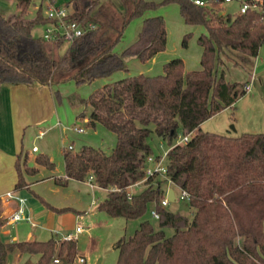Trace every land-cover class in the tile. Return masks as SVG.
Listing matches in <instances>:
<instances>
[{"label": "trees", "instance_id": "obj_1", "mask_svg": "<svg viewBox=\"0 0 264 264\" xmlns=\"http://www.w3.org/2000/svg\"><path fill=\"white\" fill-rule=\"evenodd\" d=\"M14 1L16 10H0V88L90 83L114 71L127 72L126 58L146 62L164 49V17L143 16L162 4L177 3L186 24L204 26L197 36L199 68L184 70L182 58L175 56L163 63L161 73L126 74L71 101L83 106L78 117L87 116V124L101 123L115 134V143L109 152L85 143L77 149L63 146L64 176L53 179L66 185L69 179L91 175L106 190L97 208L110 216L140 218L153 205L157 226L144 218L131 235L120 236L113 244L116 264H264V132L228 135L201 128L204 120L246 92L243 82L225 79L222 66L226 61L244 68L253 63L264 40V0H244L256 1L258 7L242 13L221 12L218 6L192 0H68L71 16L94 26L63 50L61 39L32 33L48 21L43 0L29 17L26 11L34 0ZM141 16L136 38L116 51L128 23ZM189 35L183 34L182 45ZM55 96L59 98L58 91ZM179 129L190 133L184 143H175ZM152 131L170 146L166 177L144 178L145 158L153 154L148 142ZM34 162L48 169L55 166L46 153L36 154ZM14 166L16 189L28 185L25 174L38 171L23 150ZM141 179L144 186L130 192V185ZM167 180L186 192L180 201L187 214L161 203ZM46 204L56 212L71 209ZM4 221L0 206V229ZM165 228L173 231L167 234ZM14 252L38 255V264H72L78 248L73 237L4 241L0 236V264H9L7 256Z\"/></svg>", "mask_w": 264, "mask_h": 264}, {"label": "rangeland", "instance_id": "obj_2", "mask_svg": "<svg viewBox=\"0 0 264 264\" xmlns=\"http://www.w3.org/2000/svg\"><path fill=\"white\" fill-rule=\"evenodd\" d=\"M202 1H205L210 6H218L221 9V12L229 11L233 13L238 10L239 5L243 0H231L229 2L223 0L220 3H216L213 0ZM38 2L39 0H34V4L29 5L26 11L27 17L33 14L35 4ZM154 9H157L165 19L167 31L165 47L160 51L159 56L156 58L157 61L154 63L141 62L137 59H135L134 62L129 61L127 63V71L129 74L143 72L142 70H145L148 73L161 72L163 62L175 56L182 58L184 70L197 67L199 65L201 54L197 43V35L200 32L205 31L204 26L200 24H186L181 17L178 4L175 2L162 4ZM0 10L5 12L16 10L15 1L0 0ZM131 23L132 22H129L128 24L131 25ZM128 31V29L124 31L123 36L115 45V50H121L124 42H126L129 37ZM185 32H189L190 35L186 40V44L182 45L181 40ZM32 33L34 35H40L42 33V25L35 26L32 29ZM67 44V42L63 43L60 50H63ZM227 66L229 67L228 78L231 80L242 79V81H246L247 84H249V90L246 91L243 96L238 98L230 108H223V111L220 110L221 112L219 111V113L217 112L212 118L207 119L201 128L203 130L228 135H238L242 132H264V40L259 46L258 53L254 57L253 63L247 68L243 67L242 70L240 68H233L231 64H228ZM100 80L101 78H97L93 82L81 84H76L74 81L70 80L61 82L54 88H57L59 91V98L56 97L58 113L57 115H53L51 122L48 121L46 124L44 123L42 129H44L43 126L47 127L45 137L46 139L51 140L50 146L54 149L55 155L51 160H53L55 165V174H64V164L58 145L61 147V145L67 144L70 140H73L74 146H79L81 143H89L95 146H100L105 151H110L115 143V134L113 132L105 128L99 122H95L94 125H91L87 124V120L83 121V118L75 119L73 111H71V108L69 107L72 106V100L78 97H87L91 90L99 85ZM86 110L88 111L89 107H87ZM57 118L61 121L60 123L63 126L62 130L60 125H47L53 124ZM75 124L84 127L85 131L77 132L74 130L73 125ZM149 127L153 128V125L149 124ZM24 130L28 147L30 148V146L35 143L43 149V145L41 144L42 139L40 137H35L38 133V128L35 125H28L26 128L24 127ZM182 135L183 133L181 129H179L175 142ZM148 142L151 145L153 155H161L169 147V144L157 136L153 131L148 137ZM43 150H40L39 152L44 153ZM167 184L168 183H165L164 187ZM143 186L144 184L140 180V182L130 185L128 190L130 192H137ZM86 188L88 195L84 193L85 189H83L80 184L77 185L70 182L67 186L55 191L53 182H44L31 188L21 187L19 191L22 192H19L17 195L24 200L35 198L50 210L53 209L46 203L57 207L59 205H69L72 208L64 212L77 213L87 209L92 194L97 201L105 196V191L103 189L94 188L91 190L87 186ZM172 188L178 196V188L174 185ZM9 190L13 191V189ZM152 206L153 205L150 204L145 214L140 218L127 219L122 216H110L102 210H100L98 214H85L83 221L80 223L82 225V231L77 233L76 241L78 250L84 254L86 260L85 262H79L77 257H75L72 264H116L117 249L113 244L120 236L131 235L138 226L139 221L144 218L150 219L153 224L157 226L156 218L150 212ZM165 206L171 211H178L183 214L188 213V208L182 204L180 199L174 201L169 200L168 204ZM172 231L171 228H165L167 234H170ZM72 237L75 238L74 236ZM25 264L37 263L28 260Z\"/></svg>", "mask_w": 264, "mask_h": 264}, {"label": "crops", "instance_id": "obj_3", "mask_svg": "<svg viewBox=\"0 0 264 264\" xmlns=\"http://www.w3.org/2000/svg\"><path fill=\"white\" fill-rule=\"evenodd\" d=\"M55 1L57 3L66 4L68 0H61V1L55 0ZM229 1L231 0H228L225 2H229ZM156 14H160V12L157 11V9H154V10L149 9L148 11H145L143 13V16L156 15ZM143 16L132 19L130 21L132 22L131 25L128 24L127 27L125 28V30L126 29L129 30L128 31L129 37L127 41L124 42L121 50L136 38V35L140 28L141 20ZM166 36H167V31H166ZM199 49L201 52L200 46H199ZM121 50H118V52H120ZM159 54H160V51L157 52L150 60L146 61V63L148 62L154 63L155 61H157L156 58L159 56ZM135 59H136L135 57L126 58L125 60L126 66L129 61L134 62ZM228 64H231L233 68H240L243 70L242 66L233 65L231 62L226 61L225 64L222 66L224 70L225 79L228 81L243 82L245 85L247 82L242 81V79L241 80L239 79L231 80L228 78V69H229V67L227 66ZM199 67H200V64L195 68H188L186 70L197 69ZM142 71L143 72H137V73L156 74V73H148L145 70H142ZM161 72H163V65H162ZM161 72H157V73H161ZM126 74H129V72L128 71L125 72L123 70L114 71L109 76L101 78L99 85L103 84L104 82L123 77ZM56 86L57 84L56 85H36V84H28V83L3 84L1 86L0 88V195L5 193L9 189H13L16 195L19 192H22V191H19V189L21 188H18V189L15 188V182L17 180V173L15 170L14 161H15L16 154L20 150L27 151L28 152V163L33 166L38 167L37 173L25 174V179L28 182V185L25 186L26 188L35 187L44 182H53V187L55 188L54 190L58 191L62 187L67 186L70 182H73L77 185L80 184L83 187V189H85L84 193L87 195H88V192H86L87 191L86 186L89 187L91 190L94 188L103 189L102 187L98 186L94 182L93 178H90L89 176L86 177L84 180L69 179L66 185L60 186L54 182L53 178L55 176L63 177L64 174L63 175L55 174L54 168L48 169L44 166L36 165V163L34 162V157L37 153H41L39 152L40 150L44 149L43 150L44 153H46L50 159L54 158V155H55L54 149L50 146L51 140L46 139L45 137V134H46L45 132H47L46 131L47 127L43 126L44 129H42V125L44 123L46 124L48 121L51 122L53 115H57L58 113L57 104H56V96H55V91H58V90L57 88L54 89ZM248 90L249 89H247L246 91ZM232 105L233 103L225 107L224 109L230 108ZM69 107L71 108L70 110L73 111L75 119L80 118L77 116V113L81 111L82 105L69 106ZM214 115L210 116L207 119L212 118ZM84 120H87V116L83 118V121ZM206 120L201 123V126L206 122ZM60 122L61 121L58 120L57 118V120L53 124H47V125L57 124V125H60L61 130H62L63 126ZM94 123L91 125H94ZM28 125H31V126L35 125L38 128V133L40 131L43 132L42 136L40 137L42 139L41 144L43 145L42 146L43 149L35 143H33L32 146L35 145L37 147L36 151H31L32 146H30V148L28 147V144L26 143L27 139L25 138V130H24V127L26 128ZM84 131H85V128L82 131H77V132H84ZM37 134L35 135V137L39 138ZM68 143H71L73 145V148L75 149H77L81 144H83L81 143L79 146H74L73 140H70ZM56 144H57V141H56ZM85 144H89V143H85ZM63 146H65V144L61 145V147L60 145H58L61 157H62ZM97 147H100V146H97ZM106 152H109V151H106ZM62 160H63V157H62ZM168 187H171V186H168V184L165 185V189H167ZM103 190L106 191L105 189ZM97 202L98 201L92 194V196L90 197L89 204L87 205V209H84L81 212H77V213L76 212L69 213V212H64V211L56 212V211L50 210L47 207H45L41 202H38L37 199L35 198H30V200L25 199L23 201V210H24V215L26 216L28 215L29 219L23 218L17 221L9 222L7 221V216L13 209H15L18 206V203L15 199H4L3 201L0 200L2 214L5 216V221L0 229V236L2 240L4 241H17V240H25V239L45 240L49 238L50 236H58L57 238L59 237L64 238V236L67 233L71 232L73 233V236L77 239V233L82 231V225L80 223L83 221L85 214H89V213L98 214V212L100 211L97 208ZM65 206L71 207L69 205H61V206L59 205L58 207H65ZM76 226H80L81 230L75 231ZM77 253H78L77 257H83L84 259L83 262H85L86 259H85L84 254L81 253L79 250ZM28 260H32V262H36L38 264V255L14 252L7 256V262L9 264H25Z\"/></svg>", "mask_w": 264, "mask_h": 264}, {"label": "built area", "instance_id": "obj_4", "mask_svg": "<svg viewBox=\"0 0 264 264\" xmlns=\"http://www.w3.org/2000/svg\"><path fill=\"white\" fill-rule=\"evenodd\" d=\"M194 3L199 5H206L207 3L202 0H192ZM228 1V0H224ZM37 7V3L35 4V8ZM248 7H258L257 2H246L241 1L239 8L237 10L238 13L244 12ZM72 9L69 5L64 3H57L55 0H43V14L48 19V21L42 25V33L40 34L44 39L50 40V41H56L58 39H61L63 43H69L76 37L82 35L85 31L88 29H91L94 24L91 22L82 23L76 19H74L71 16ZM245 89H249V84H245ZM73 129L76 131H82L84 128L80 125H73ZM43 134L42 131H40L37 136L41 137ZM190 137V133L183 134L175 143H184L186 142ZM65 146L69 149L73 148V145L71 143L65 144ZM170 146L161 154L158 158H155L153 154L147 155L145 158L144 163V173L145 176L157 174L161 177H166V153ZM37 147L34 145L31 147V151H36ZM92 178V176H89ZM143 179H141L142 181ZM140 182L137 181L136 183ZM168 186H171V181L167 180ZM179 190V195L177 196L175 191V200L183 199L187 197V194L184 190L176 186ZM174 190V189H173ZM166 191L165 189L164 196L161 199V203L163 205H167L169 200L166 197ZM1 201L4 199H15L18 203V206L13 209L9 215L7 216V221L13 222L17 221L19 219L27 218L29 219V216L24 215L23 210V201L24 199L14 193L12 190H8L2 195H0ZM151 214L157 218L158 215L155 211V209L152 207L150 210ZM81 230L80 226L75 227V231ZM73 236V233L69 232L67 233L64 238H71ZM79 262H83V257H77ZM54 261H57V259H54Z\"/></svg>", "mask_w": 264, "mask_h": 264}, {"label": "water", "instance_id": "obj_5", "mask_svg": "<svg viewBox=\"0 0 264 264\" xmlns=\"http://www.w3.org/2000/svg\"><path fill=\"white\" fill-rule=\"evenodd\" d=\"M166 197L170 201H174L175 200L174 190H173L172 187H168L167 188Z\"/></svg>", "mask_w": 264, "mask_h": 264}]
</instances>
